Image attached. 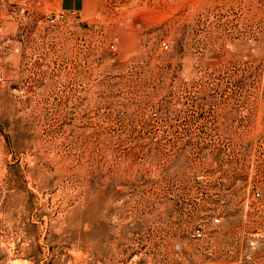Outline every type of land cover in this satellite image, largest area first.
<instances>
[{"label":"rangeland","instance_id":"obj_1","mask_svg":"<svg viewBox=\"0 0 264 264\" xmlns=\"http://www.w3.org/2000/svg\"><path fill=\"white\" fill-rule=\"evenodd\" d=\"M0 264H264V0H0Z\"/></svg>","mask_w":264,"mask_h":264},{"label":"built area","instance_id":"obj_2","mask_svg":"<svg viewBox=\"0 0 264 264\" xmlns=\"http://www.w3.org/2000/svg\"><path fill=\"white\" fill-rule=\"evenodd\" d=\"M164 45H165V44H164ZM255 194H259L258 191H256ZM194 233H195L196 235H200V234H201V232H200L198 229H196Z\"/></svg>","mask_w":264,"mask_h":264}]
</instances>
